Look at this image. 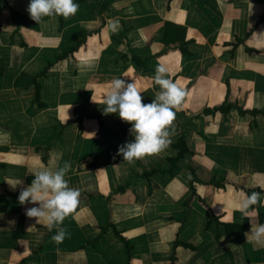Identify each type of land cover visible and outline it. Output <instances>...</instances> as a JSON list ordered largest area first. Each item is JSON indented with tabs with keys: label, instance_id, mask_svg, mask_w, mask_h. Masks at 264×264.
I'll return each instance as SVG.
<instances>
[{
	"label": "crops",
	"instance_id": "1",
	"mask_svg": "<svg viewBox=\"0 0 264 264\" xmlns=\"http://www.w3.org/2000/svg\"><path fill=\"white\" fill-rule=\"evenodd\" d=\"M75 2V16L38 24L30 0H0V264H264L244 235L264 224V0ZM158 65L187 95L171 144L128 163L117 153L132 125L105 115L104 99L120 78L151 103ZM220 107L230 110L203 114ZM181 137L191 155L175 175L144 179ZM65 162L80 197L56 244L57 228L27 217L38 205L18 196L33 173ZM252 192L260 201L246 217Z\"/></svg>",
	"mask_w": 264,
	"mask_h": 264
},
{
	"label": "clouds",
	"instance_id": "2",
	"mask_svg": "<svg viewBox=\"0 0 264 264\" xmlns=\"http://www.w3.org/2000/svg\"><path fill=\"white\" fill-rule=\"evenodd\" d=\"M79 7L75 0H30L27 11L30 18L39 24L44 17L62 16L67 20L77 14ZM166 73L167 69L163 65L156 67L152 79L160 90L148 104L143 103V96L135 81L126 83L117 78L110 82L103 110L105 115L118 113L122 121L132 125L130 133L134 141L121 145L117 153L128 163L159 154L171 144L170 130L173 129L176 111L180 110L187 92L179 81L167 78ZM91 99L97 103L94 95ZM70 169V162H65L62 167H44L36 171L32 174V183L23 188L18 196L21 205H38L25 210L27 217L35 219L37 224L44 222L49 230L57 228L56 234L51 237L56 244L62 243L70 235L61 225L78 204L80 197L79 190L70 188L65 179ZM21 183L8 182L13 189ZM260 196V192H252L247 196L242 204L246 217L255 214V209H249L259 203ZM34 227L29 226L27 231ZM244 235L247 243L264 248V224L251 223L250 231Z\"/></svg>",
	"mask_w": 264,
	"mask_h": 264
},
{
	"label": "trees",
	"instance_id": "3",
	"mask_svg": "<svg viewBox=\"0 0 264 264\" xmlns=\"http://www.w3.org/2000/svg\"><path fill=\"white\" fill-rule=\"evenodd\" d=\"M106 5H107V2H105L103 4V7H105ZM165 26L166 27H165L164 33L166 34L167 39H168V31H169V29H173V31H174L176 26L173 23H169V22H167ZM171 39H173L172 36H171ZM162 40L165 41L164 38ZM167 41H170V40L168 39ZM181 51L185 52L184 49H181ZM136 61H137V59H136ZM138 64L141 65L142 68L144 66H146L145 65L146 63L141 61V60H139ZM154 74H155V72H151L150 71V75H154ZM229 110H230V108L220 107V108H215L213 110H206L203 114L214 116L217 113H226ZM239 112H240V114L245 115V113H243L241 111H239ZM124 137H126V136H124ZM125 141H126V143L132 142L131 139L128 140L127 137L125 138ZM172 148L177 151V156L174 157V158H171V159H167V161L165 162V166L164 165L162 167L158 166L157 168H154L151 172H146L144 174V176H143L144 179L149 180L150 178H152V177H154V176H156L158 174H169L171 176L175 175V172L179 169V164L180 163H185L186 157L188 155H191V152H190V149L187 146L186 137L179 138L177 143L172 145ZM246 229H247V225H235V224H227V225H225V230H226L227 234H229L231 231H234V230H242V231H244ZM177 245H178V242L175 243V246H177ZM127 248H128V245H127Z\"/></svg>",
	"mask_w": 264,
	"mask_h": 264
}]
</instances>
